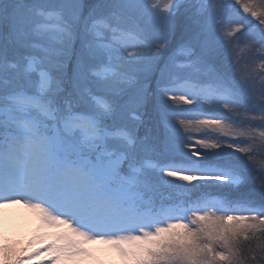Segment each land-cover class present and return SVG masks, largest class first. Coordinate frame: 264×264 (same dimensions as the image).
<instances>
[{
  "label": "snow or ice",
  "instance_id": "1",
  "mask_svg": "<svg viewBox=\"0 0 264 264\" xmlns=\"http://www.w3.org/2000/svg\"><path fill=\"white\" fill-rule=\"evenodd\" d=\"M16 205L47 243L0 264H264V0H0Z\"/></svg>",
  "mask_w": 264,
  "mask_h": 264
},
{
  "label": "rangeland",
  "instance_id": "2",
  "mask_svg": "<svg viewBox=\"0 0 264 264\" xmlns=\"http://www.w3.org/2000/svg\"><path fill=\"white\" fill-rule=\"evenodd\" d=\"M252 70L256 67V63L248 57L241 59V68ZM193 135H199L193 133ZM42 230L40 221L35 213L28 208L16 205L11 207L0 208V242L14 245L19 251L21 249L26 250L27 253H32L37 250L43 252L44 244L47 241L36 240L35 237ZM47 231H60L59 229L47 230ZM29 238L36 245L29 246L25 244L24 240ZM20 245H18V244ZM85 247L91 253V262L95 264H121L120 259L114 254L108 251V246L90 243ZM47 264L46 257L42 254L37 256L35 260L31 261V264Z\"/></svg>",
  "mask_w": 264,
  "mask_h": 264
},
{
  "label": "trees",
  "instance_id": "3",
  "mask_svg": "<svg viewBox=\"0 0 264 264\" xmlns=\"http://www.w3.org/2000/svg\"><path fill=\"white\" fill-rule=\"evenodd\" d=\"M242 69H244V70H248V71H251V70H249V69H246V68H242ZM24 242H25V244L26 245H28L29 244V246H31V244L32 245H36L35 243L33 244V241H31L29 238H26L25 240H24ZM18 244V243H17ZM19 245V244H18ZM20 246V245H19ZM91 264H95L94 262H91Z\"/></svg>",
  "mask_w": 264,
  "mask_h": 264
}]
</instances>
